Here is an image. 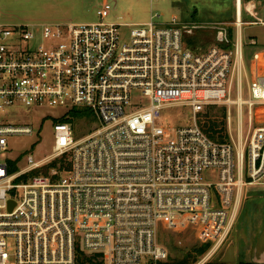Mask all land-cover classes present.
<instances>
[{"label": "built area", "instance_id": "obj_1", "mask_svg": "<svg viewBox=\"0 0 264 264\" xmlns=\"http://www.w3.org/2000/svg\"><path fill=\"white\" fill-rule=\"evenodd\" d=\"M236 8L232 48L205 51L188 45L176 16L106 22L108 1L98 23L0 24V264H78L79 252L102 264H165L162 232L209 245L202 264L224 249L245 190L264 186V51L249 73L241 0ZM244 10L256 16L255 4ZM217 106L230 126L236 110V139L217 142L202 128ZM168 107L189 109V125L158 126ZM54 108L67 109L60 119L89 110L90 132L79 139L75 124L55 123L52 154L11 172L1 161L8 137L33 129L10 119ZM63 159L66 168L24 179Z\"/></svg>", "mask_w": 264, "mask_h": 264}, {"label": "rangeland", "instance_id": "obj_2", "mask_svg": "<svg viewBox=\"0 0 264 264\" xmlns=\"http://www.w3.org/2000/svg\"><path fill=\"white\" fill-rule=\"evenodd\" d=\"M229 1L108 0L112 10L106 22L119 25L145 24L151 21L153 15H160L161 17L156 19V22L167 25L170 24L172 17L176 16L187 29L186 41L193 45L197 51H205L220 43L218 41L219 33L212 27H220L225 31L232 28V40L234 41L236 38L235 8L229 4ZM103 3L104 0H0V24L39 27L43 24L98 23L101 19L97 12ZM261 28L263 27L254 26L251 29L244 27L242 29L244 43L249 44L246 38L247 33L259 34ZM123 30L126 29L123 28ZM40 43L41 39L38 36L35 44ZM262 50H264V44L245 47V55L249 51ZM243 87V98L248 99L245 78H243ZM66 111L67 109L62 108L36 110L34 112L20 109V113L12 120L10 119V122L18 126L29 125L33 129V134L8 137V151L4 153L1 161L15 163L14 166L18 172L21 168H26L28 156H33L36 161L49 157L55 142L54 125L58 119L66 114ZM243 111L246 115V107ZM208 112L221 120L222 118L226 120L224 121L230 141L232 138H237L235 133L237 113L235 109L232 110V126L226 118L228 115L226 108L217 106ZM190 116L191 112L187 108L168 107L161 112L158 126L164 128L185 127L189 125ZM91 121L92 117L90 116L76 121V138L81 139L90 132ZM56 161L58 162V160ZM47 169L45 168V170ZM259 215L260 219L264 217V186L245 190L235 225L224 249L204 264H221L219 260L231 241L235 242L236 247L235 264H247L250 257L254 259L255 255L251 251L257 248L256 240L259 236V229L256 228L257 223L255 221ZM247 224H250L249 230L246 227ZM262 226L264 227V218ZM159 243L167 248L170 254L169 261L165 264H202L205 255L197 256L194 254L196 245L200 244L196 242L190 232L177 234L162 232ZM248 252H250L249 255Z\"/></svg>", "mask_w": 264, "mask_h": 264}, {"label": "trees", "instance_id": "obj_3", "mask_svg": "<svg viewBox=\"0 0 264 264\" xmlns=\"http://www.w3.org/2000/svg\"><path fill=\"white\" fill-rule=\"evenodd\" d=\"M227 33V38L223 43H218L217 45L221 48H225V49H229L232 48L233 46V40H232V28L231 29H227L226 30ZM190 35V34H189ZM187 40V37H186ZM188 43V41H187ZM188 45L196 50V48L193 45H190L188 43ZM215 107H211L210 109H214ZM92 117V113L87 110V109H74L73 111H71L69 113V118H62L60 120H57V122H65V123H72L75 124L77 120L83 118V117ZM225 119L222 118V120L214 115H211L210 112H208L205 117H204V121L202 123V128L204 129L205 133L214 141L217 142H228L229 141V134L227 131V127L225 124ZM66 160H58V162L53 161L52 163H50L49 165L44 166L42 170H36L30 174H28L27 176L24 177V179L26 180L29 177H32L34 175H45L48 176L51 172V170L53 169H59L60 165L61 168L60 169H64L66 168ZM15 163L11 162V172H16L17 168H15ZM68 167V165H67ZM45 168H48L47 170H45ZM197 247H195V253L197 254V256H202L205 255L207 253V251L209 250L210 246L209 245H196ZM100 255H86L83 252H79L78 258H77V262L78 264H102V262L100 261Z\"/></svg>", "mask_w": 264, "mask_h": 264}, {"label": "crops", "instance_id": "obj_4", "mask_svg": "<svg viewBox=\"0 0 264 264\" xmlns=\"http://www.w3.org/2000/svg\"><path fill=\"white\" fill-rule=\"evenodd\" d=\"M106 1H108V0H104V2H106ZM229 2H230L229 4L230 5L232 4L231 6H233V8H235V17H236L237 0H230ZM248 4H255V8H256V16L255 17L257 19L255 17H253L249 12L244 10V6H248ZM241 5H242L241 17H242V20L246 23V25L244 27H247V29H251V27H254V26L263 27L260 29L261 32L259 34L247 33L246 38H247L248 43L250 44L251 41L254 40L257 43V46L259 44H260V46L263 45L264 44V0H241ZM258 20H260L262 23L258 24ZM242 39H243V34H242ZM249 44H245V46L249 47ZM262 51H264V50H262ZM255 52L256 51H249V53L247 55H245V62H246L249 73H250L253 53H255ZM257 52H260V51H257ZM262 73L264 74V68H263ZM246 227L249 230L250 224H247ZM256 245H257V248H255V250L251 251V252L253 255H255V260H256L257 264H264V237L262 239H259L256 242Z\"/></svg>", "mask_w": 264, "mask_h": 264}, {"label": "water", "instance_id": "obj_5", "mask_svg": "<svg viewBox=\"0 0 264 264\" xmlns=\"http://www.w3.org/2000/svg\"><path fill=\"white\" fill-rule=\"evenodd\" d=\"M202 28V27H198ZM213 29L217 30L219 33L218 41L220 43H223L226 38V31L223 28L220 27H212ZM221 264H235L236 262V247L235 242L231 241L228 246L226 247L221 259L219 260Z\"/></svg>", "mask_w": 264, "mask_h": 264}, {"label": "flooded vegetation", "instance_id": "obj_6", "mask_svg": "<svg viewBox=\"0 0 264 264\" xmlns=\"http://www.w3.org/2000/svg\"><path fill=\"white\" fill-rule=\"evenodd\" d=\"M263 218H264V217H262V219H260V215H259V216L256 218L257 221H255V223H257V224H256V228L259 229V233H258L259 236H258L256 242H257L259 239H262V238L264 237V227L262 226V225H263ZM247 254L249 255L250 252H248ZM247 264H257V263H256L255 258L253 259L252 257H250V259L247 260Z\"/></svg>", "mask_w": 264, "mask_h": 264}]
</instances>
